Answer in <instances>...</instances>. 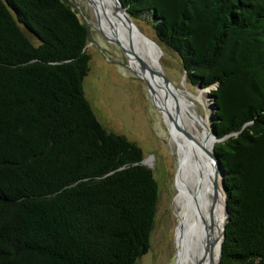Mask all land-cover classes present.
I'll return each instance as SVG.
<instances>
[{"label": "trees", "instance_id": "1", "mask_svg": "<svg viewBox=\"0 0 264 264\" xmlns=\"http://www.w3.org/2000/svg\"><path fill=\"white\" fill-rule=\"evenodd\" d=\"M121 2L193 86H216L220 264H264V0ZM89 39L69 0H0V264H138L151 249L159 184L86 97Z\"/></svg>", "mask_w": 264, "mask_h": 264}, {"label": "rangeland", "instance_id": "2", "mask_svg": "<svg viewBox=\"0 0 264 264\" xmlns=\"http://www.w3.org/2000/svg\"><path fill=\"white\" fill-rule=\"evenodd\" d=\"M69 1L90 31L87 51L92 60L91 71L84 83L86 97L99 120L109 131L125 136L142 148L145 165L153 170L159 184V202L151 249L138 264H176L177 219L174 202L178 193L179 158L172 148L165 111L156 104L155 93L153 97L147 78H142L130 67L129 55L102 34L89 2ZM136 25L144 39L147 37L159 45L162 55L157 65L171 82L169 85L186 93L191 100L192 110L207 122L214 132L215 108L211 91L215 90L216 86L204 90L193 86L187 79L179 55L156 39L148 19L143 17ZM197 128L202 129L199 123L192 127L193 132H197ZM218 143L216 141V144ZM215 166L219 171L216 161Z\"/></svg>", "mask_w": 264, "mask_h": 264}, {"label": "bare ground", "instance_id": "3", "mask_svg": "<svg viewBox=\"0 0 264 264\" xmlns=\"http://www.w3.org/2000/svg\"><path fill=\"white\" fill-rule=\"evenodd\" d=\"M87 1L102 34L107 38L117 37L126 47L130 67L147 78L156 104L165 111L172 148L179 158L178 193L174 202L176 264H219L227 195L222 175L211 156L217 141L211 127L192 110L191 100L184 91L165 83L157 65L162 55L159 45L147 37L144 39L137 26L131 30L112 0ZM196 123L202 129L193 132ZM216 165L219 169L217 162Z\"/></svg>", "mask_w": 264, "mask_h": 264}, {"label": "water", "instance_id": "4", "mask_svg": "<svg viewBox=\"0 0 264 264\" xmlns=\"http://www.w3.org/2000/svg\"><path fill=\"white\" fill-rule=\"evenodd\" d=\"M113 3H115V8L118 12L122 13L125 17H126V21L128 22L129 24V27L130 29L132 30L133 26H137L136 23L134 22V20L130 17L129 13L127 12V10L125 9L123 3L121 2V0H112ZM138 27V26H137ZM131 30H130V34H131ZM108 41H111V42H114L116 43V45L120 46L125 54L128 55V51L127 49L122 45V43L120 42V40L115 37V38H106ZM142 64V63H141ZM160 75L163 77V79L165 80V83L167 85L171 84V82L165 77V75L161 72H159ZM150 89H151V86H149ZM152 92V90H151ZM214 134V137L216 138V140L218 142H221L220 139L217 138V134L215 132H213ZM211 156L215 159V161L218 163V167H219V173L222 174V186H223V189L227 195V192L225 190V187H224V180H225V174H224V169H223V165H222V162H221V159L220 157L215 153V148L213 150V152L211 153ZM145 164V162H144ZM227 199H228V196H227ZM225 212H226V220H225V224H224V227H223V241H222V245H221V249H220V257H219V264L221 262V258H222V247H223V242L225 240V237H226V227H227V223L229 222V219H230V213H229V210H228V202L226 201L225 203Z\"/></svg>", "mask_w": 264, "mask_h": 264}]
</instances>
